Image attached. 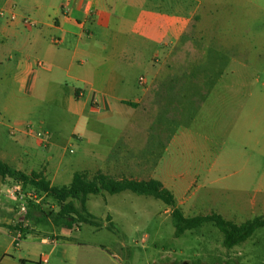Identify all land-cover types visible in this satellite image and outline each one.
Masks as SVG:
<instances>
[{
  "label": "rangeland",
  "instance_id": "obj_1",
  "mask_svg": "<svg viewBox=\"0 0 264 264\" xmlns=\"http://www.w3.org/2000/svg\"><path fill=\"white\" fill-rule=\"evenodd\" d=\"M199 1L201 12L212 6L215 33H208L214 22L200 17L196 26L203 31L196 30L193 44L173 48L170 62L162 70L164 94L154 98L153 113L147 115L141 103L135 106L137 112L119 107L102 119L89 121L84 132L86 138L110 141L122 129L121 137L126 140L134 133V125L154 117L155 124L147 136L152 143L158 140L165 146L174 133L178 135L169 152H164L157 176L165 178L184 215L216 213L242 224L264 216V0ZM164 42L153 40L150 45L162 47ZM149 72V67H143L131 73L133 91L126 98L142 93L138 80L148 77ZM176 77H183L179 83L183 89L178 93L174 90L179 85ZM44 86L43 90L38 85L32 90L22 80L0 77V159L12 167L18 164L4 156L16 151V141L23 137L26 127L17 124L30 123L33 130L49 136L51 130L66 141L77 122L70 112H79L81 102L69 100L67 89L53 81ZM210 88L216 90L215 98L198 111L196 105L203 99L194 96ZM90 107L100 111L95 99ZM140 133L138 136L143 137L142 128ZM27 139L37 145L34 135ZM82 143L75 140L61 153V175L53 181L56 186L69 184L75 171L99 164L95 158L85 160ZM35 149L18 147L23 159L29 157L23 168L26 172L41 170L42 163L34 158ZM37 149L45 151L40 146ZM156 159L154 152L153 162ZM48 178L53 180L50 175ZM30 192L35 198L26 199L28 209L43 206L53 218L59 204L31 187L25 189V193ZM1 196L9 201L5 193ZM88 207L102 221L101 227L75 223L71 229L57 228L66 238L56 245H42L41 237L52 240L53 224H36L32 236L18 241L15 251L29 256L35 264H43L50 252L49 264H62L64 250L68 264H264V228L228 249L223 234L212 223L177 237L171 210L164 213L168 206L153 197L130 191L103 193L89 196ZM109 214L113 223L106 221ZM0 241L8 242L4 234Z\"/></svg>",
  "mask_w": 264,
  "mask_h": 264
},
{
  "label": "crops",
  "instance_id": "obj_2",
  "mask_svg": "<svg viewBox=\"0 0 264 264\" xmlns=\"http://www.w3.org/2000/svg\"><path fill=\"white\" fill-rule=\"evenodd\" d=\"M200 5L199 0H0V11H4V15L0 16V77L7 81L10 78L16 82L22 80L32 90L37 85L43 90L46 88L44 84L53 81L57 87L67 89L69 100L74 98L81 102L79 112H70L77 118V122L66 141L59 140L56 134L48 130L51 135L47 140L42 142L37 138V145L34 146L27 139L33 135L26 134L25 127L23 137L16 141V151L6 153L4 157L16 162V169L26 174L40 172L51 185L56 186L53 181L58 180L61 175V156L69 143L79 140L83 142L81 151L85 160L95 158V162L99 164L88 165L84 170L75 172H86L90 176L102 172L117 179L159 178L157 172L164 160V152H169L178 135L174 133L165 146L161 142L158 144V140L152 143L147 136L151 132V126L155 124L154 117L150 116L141 125H134V133L126 140L121 137L124 133L122 129H118L116 138L110 141L86 138L84 130L87 131L89 121L102 119V115H110L119 107L132 108L137 112L135 106L141 103L147 115L153 113L151 106L154 98L164 94L162 70L170 62L169 56L173 48H180L181 45V48H185L193 44L195 32L199 31L196 25L200 17L214 22L208 33H215L212 6L209 4L201 12ZM24 19H30L36 26L24 24ZM153 40L165 42L162 47L160 44L151 46L150 41ZM143 67L150 68L146 75L148 83L142 86L138 80L142 93L126 98L133 91L129 79L131 73L136 68ZM182 78L176 77L175 82L181 83ZM182 87L180 84L176 85L174 90L178 93L182 91ZM223 94L221 92L220 97ZM215 96L216 90L213 88L198 91L194 97L203 100L197 103V110L205 108L210 98ZM92 99L97 100L101 112H95L90 107ZM28 124L30 123L17 125ZM141 128L143 137L138 136ZM11 135H14V131H11ZM38 146L45 151L40 152ZM18 147L29 150L36 148L34 158L42 163L41 170H23L29 157L23 159L18 154ZM154 152L157 159L153 162ZM49 175L53 180H49ZM195 179L191 181V185ZM157 180L169 189L165 178ZM19 185L24 191L30 187L10 178L0 177V236L4 234L8 240L0 241V264H35V260L29 256L15 251V246H19L15 236L18 230L15 226L18 204L13 203L17 201L11 193ZM170 187L173 189L175 185ZM2 193L8 196L9 201L2 199ZM88 201L89 197L86 205L91 213ZM28 210L31 228L23 238L32 236L36 224H53L52 240L41 237L42 245H56L61 238H66L57 230L66 227L62 223L56 224L43 206L34 205ZM170 210L168 206L164 213ZM35 212L39 216H35ZM113 219L111 214L106 217L109 223H113ZM51 254L50 252L46 256L43 264H49ZM62 254V264H68L66 251Z\"/></svg>",
  "mask_w": 264,
  "mask_h": 264
},
{
  "label": "trees",
  "instance_id": "obj_3",
  "mask_svg": "<svg viewBox=\"0 0 264 264\" xmlns=\"http://www.w3.org/2000/svg\"><path fill=\"white\" fill-rule=\"evenodd\" d=\"M0 177L21 182L25 187L30 186L36 192L54 199L59 204V211L53 216V221L56 224L62 223L66 228H72L75 223L101 227L102 221L87 210L88 197L103 193L116 195L125 191L139 196L153 197L169 206L177 237L187 231H198L205 223H212L223 234L224 246L232 249L247 241L256 230L264 228V216H257L242 224L226 220L216 213L187 217L177 207L173 193L157 179H117L102 172H97L93 176L86 172H75L68 185L54 186L42 173L26 174L1 159Z\"/></svg>",
  "mask_w": 264,
  "mask_h": 264
},
{
  "label": "built area",
  "instance_id": "obj_4",
  "mask_svg": "<svg viewBox=\"0 0 264 264\" xmlns=\"http://www.w3.org/2000/svg\"><path fill=\"white\" fill-rule=\"evenodd\" d=\"M3 15H4V11H0V16H3ZM12 18H14V17H12ZM24 24H26L28 26H36V23L31 21L30 19H24ZM139 83H140V85L145 86L148 83V78L145 76H141L139 78ZM13 131H14V129L12 130V132ZM25 133L29 134V135H35L42 142H45L47 140V138L49 137V133L36 132L35 130H33L29 126H26ZM11 195H12L14 200H16L17 202L20 203L18 206L17 214H16L17 217L15 219V226L18 227V230H17L15 236H16V240L20 241L25 236L26 231L31 228L30 227L31 223L28 219V204L26 202V199H34L35 196H34L33 192H30L28 194L25 193L22 186H20V185L17 186L12 191Z\"/></svg>",
  "mask_w": 264,
  "mask_h": 264
}]
</instances>
